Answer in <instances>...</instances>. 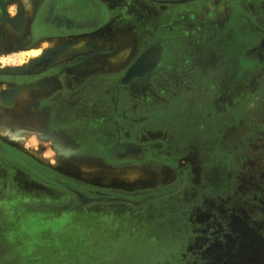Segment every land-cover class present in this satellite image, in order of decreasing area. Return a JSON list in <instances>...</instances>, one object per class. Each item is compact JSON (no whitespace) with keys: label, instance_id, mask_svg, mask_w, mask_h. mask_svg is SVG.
<instances>
[{"label":"rangeland","instance_id":"374dc122","mask_svg":"<svg viewBox=\"0 0 264 264\" xmlns=\"http://www.w3.org/2000/svg\"><path fill=\"white\" fill-rule=\"evenodd\" d=\"M139 1L134 3L136 11L146 19H120L118 27L123 34L115 41L116 30L107 37L37 39L30 35V24L38 0H4V5L0 4V96L7 104L15 105L17 95L31 86L14 81H21L20 75H32L39 68L47 69L54 54L64 53L76 43L80 50L119 44L128 40L130 26L136 32L145 30L153 41L159 37L166 41L167 36L161 35L165 30H159L161 15L177 5ZM119 3L125 5L122 0ZM231 19L239 26L236 17ZM259 26L264 33V23ZM249 28L243 29L239 41L225 33L212 45L218 52L215 60L210 58L216 66V79L199 82V87L193 89L195 94L209 95V100L201 97L193 101L199 103L195 111L189 109L188 100L181 99L175 113L166 112L153 121L165 128L152 135L163 141L161 153L169 162L167 166L153 162L150 168H143L145 174L136 171V176L130 178L123 175L125 169L103 164L72 165L77 177L116 185L140 182L157 186L161 178L162 183L173 181L178 171L182 180L167 195L136 203H92L61 217L57 216L58 206L26 201L29 204L15 217L9 214L4 263L264 264V46L260 45L264 36H251ZM79 53L83 54L69 52L60 60L75 59ZM179 83L185 97L189 83L182 78ZM6 124L11 130L24 126H15L13 121ZM35 135L25 132L28 149L37 143L39 136ZM40 141L47 156L49 146L44 139ZM15 170L9 167L8 171ZM144 176L151 178L145 180ZM9 180H15V176L9 174ZM154 194L152 190L147 195ZM38 206L51 211L26 210Z\"/></svg>","mask_w":264,"mask_h":264},{"label":"flooded vegetation","instance_id":"af4514ba","mask_svg":"<svg viewBox=\"0 0 264 264\" xmlns=\"http://www.w3.org/2000/svg\"><path fill=\"white\" fill-rule=\"evenodd\" d=\"M135 1L122 0L125 5L121 6L119 0L110 3L107 0H38L35 18L30 24V35L37 39L78 35L107 37L111 33L113 34L115 30L121 32L118 27L120 19H126L127 21L146 19L141 11H136ZM151 1L140 0L139 2L145 4ZM197 1L155 0V3L159 4L177 5L161 15L159 30H165L166 27L169 30L178 27L181 34L183 33L178 39L188 38V41L196 38L199 29L205 33L210 32L211 27L205 25L204 27L200 25L197 28L193 27L199 22L198 17L200 14L197 10L199 7ZM0 4L3 6L4 0H0ZM249 8H251L250 4L247 15L249 18H253V22H248L249 29L252 31L251 36L256 37L258 34L264 36V33L259 30V24L264 23V20L260 19L259 16L255 18L252 14L253 11ZM208 9L209 4L205 3L203 5L204 13H207ZM206 15L209 16L210 13L202 14V16L208 18ZM206 25L210 26L208 20ZM127 29L128 33L136 35V39L139 36L137 45L140 47L134 58L118 73L113 74L114 77L109 84L101 83L100 79H103L104 74L101 69L94 71V73L97 72V74H93L95 79H92V81L94 83L88 82V80L85 81L83 74L88 71L81 73L71 71L74 65H78L84 60L92 59L95 61L98 59L97 57H102L105 52L114 51L109 47L103 48V45L101 48L88 47V50H85L86 53L82 51L83 54L85 53L84 55L79 53L75 59H66L51 64L46 67L47 69L39 68L32 75H20L19 77L22 80L14 82L20 83V85H29V87L33 85H39L36 87H43V89L45 86L49 87L47 93L42 97L40 106L41 110L47 112L48 104H52L53 108L49 120L52 129L62 128L68 132L71 131L72 138L78 136L77 143H82L79 145L87 146L88 149H95L98 154L96 156L103 162L117 164L145 161L167 166L169 162L166 157H162L163 154L161 153L164 146L162 139L152 135L150 141L144 142L143 136H137L139 134L143 135V129L149 128L150 125L147 122L150 119L153 122L155 119L160 118L158 115H154V112L159 111L144 108L142 103L144 97L148 99L152 97L156 101L161 100L160 93L167 90L160 82L161 78L159 77L160 48L161 44L166 42L167 39L164 41V37H159L156 41L160 44L153 40L148 43L152 39L150 38L152 35L145 30L136 32L134 27L131 26ZM231 31L235 41L237 39L239 41L245 33L240 30L241 33L237 34L234 27ZM155 34L157 35V32H154ZM175 39L177 38L170 37L168 40ZM109 41H112L111 38ZM260 43H262L261 46H264V38H261ZM72 76V80L69 81ZM180 79L176 80V84H174L177 92L182 90L179 89L181 87ZM183 80L185 79L183 78ZM104 84H106L105 88ZM157 88H159V91L156 90ZM131 97L136 98V105H142V107H128L132 101ZM150 111L153 113H150ZM163 130L165 131V128L162 126ZM148 132L149 130H146V133ZM156 132H159V129ZM11 150H7V155L16 159L13 161L14 164H10L9 167L17 169L18 172H13L15 173V180L8 181L9 191L17 188L19 193L24 194L22 196L24 201H31V198H33L34 200L38 199L39 202L41 201V204L48 203L49 206H58L60 207L58 209L59 213L62 210L65 212L79 210L82 206L104 201L136 203L147 200V198L151 199L152 196L156 198L159 194L160 196L167 195L168 190L173 189L182 180L181 174L177 171L173 181L162 183L163 179L161 178V182L157 186L149 188L126 190L104 187L82 180L75 175L62 174L46 165L31 160L19 151L13 152ZM28 177L31 179H27ZM152 190L155 194L147 195ZM30 192L34 195H30ZM48 211L50 212L51 208H48Z\"/></svg>","mask_w":264,"mask_h":264},{"label":"crops","instance_id":"0c3cea01","mask_svg":"<svg viewBox=\"0 0 264 264\" xmlns=\"http://www.w3.org/2000/svg\"><path fill=\"white\" fill-rule=\"evenodd\" d=\"M199 4L198 7V13L200 14L198 19L199 22L194 25L193 27H198L200 25L201 27L207 26L211 27L210 32L205 33L202 30H198L199 33H197L195 39H191V41H188V38L185 39H178L182 34L180 32V29L178 27H173L171 30H169L167 27L165 29V32L162 31L161 35L167 36V41L161 44L160 48V69H159V77L160 82L167 88V90L163 93H160L161 100L156 101L153 100L152 97L143 98V107L147 109H155L154 115H160L164 113H175L174 111L178 108V102L181 99L188 100V104L190 105V110L197 111L199 108V103H194L193 101H199L202 97V100L208 99L209 95H200L194 93V87H199V82L206 83V82H214L216 79L215 68L216 66L211 64L210 58L214 59L216 58V54L218 53L216 49L213 48V44H217V38L219 36H223L222 34L227 33L226 35H233V32L230 33L227 32V28H235L236 33L240 34V30L247 29L248 28V22H253L252 17H248V7L249 4L251 5V9L253 11L252 14L255 18H259L264 20V3L262 1H256V0H198ZM205 3L209 4V9L207 10V13H204L203 11V5ZM248 6V7H247ZM253 7V8H252ZM205 16H202V14H208ZM237 18L239 21V26H235L232 23L231 18ZM210 22V26L206 25V21ZM220 22V23H218ZM224 22V23H223ZM222 25V26H221ZM221 26L219 29L218 27ZM200 27V28H201ZM213 27L214 30H212ZM222 30V31H218ZM208 31V30H207ZM197 32V31H196ZM204 32V33H203ZM123 33L120 31L115 35V41L120 39ZM170 34V35H169ZM247 34V32H246ZM236 35V34H235ZM131 37V38H130ZM170 37L177 38L175 40H168ZM205 38V42L203 43L202 38ZM151 38V37H150ZM112 40V39H111ZM150 39L148 43L151 41ZM185 40V41H184ZM198 40V41H197ZM112 42V41H111ZM190 42V43H188ZM77 44V46H76ZM73 45L70 49H67L64 53L60 54H54V60L51 61V64L61 62L62 58H66L69 52H82L85 50H88V47L86 46L84 50H80V44L76 43ZM103 48H111L114 49L112 52H105L101 58L96 59L95 61L92 59H87L79 63L78 65H74L71 69V71H78V72H86L83 74V77L85 78V81L88 80V82L94 83L92 79H95L93 74L94 71H97L96 69L103 70L104 74L102 76L103 79L101 80V83L109 84L111 82V79L114 77L113 74H116L119 72L120 69H122L126 64L130 62L136 55L137 51L139 50V47L137 45V39L136 35L128 33V40L125 42H121L119 44H113L109 43L108 45H103ZM77 47V48H76ZM108 48V49H109ZM80 50V51H79ZM105 50V49H104ZM190 62V64H188ZM65 72V71H64ZM77 76V75H75ZM74 76V77H75ZM188 81L189 84L187 88L188 91L185 93L186 96L183 97L184 92H177V89L174 88V84H176V80L182 78ZM69 81L72 80L73 76L70 77ZM189 79V80H188ZM204 80V81H201ZM82 83V82H80ZM87 83V82H86ZM106 84H104V88L106 87ZM39 85H33L28 90L23 89L22 93H19L16 98L15 105L12 103L7 104V100L3 98V96H0V264H6L4 263L7 260V245H8V225H9V214L11 213V217H15V213L21 211L23 209L24 205H27L29 203H26V200L24 201L23 193H19L17 188L11 189L9 191L8 189V181H9V174L14 176L15 173H9V165L14 164L13 161L16 159L14 157H9L7 155V150L12 149L13 152H21L22 154L27 155L31 160L46 165L47 167L60 172L65 175H73L72 173V165L79 163V164H89V163H98L103 164L108 167H112L115 170L119 169H125L122 173L123 175H130L136 176L135 172L138 171L139 173L143 172L145 174L147 168L152 166V162H125V163H117V164H109L106 162H103L98 156L95 149H88L87 146L79 145L82 143H77L78 136L75 138H72V132L66 131L62 128H53L50 126V115L52 110V104H48L47 112L41 110V101L42 97L47 91L49 90L46 86L44 87H36ZM47 88V89H45ZM103 88V89H104ZM188 94V95H187ZM204 96V97H203ZM130 99V97H129ZM132 101L129 103L130 108H141L142 105H136V98L131 97ZM5 102V103H4ZM50 103V102H48ZM193 104V105H192ZM49 111V112H48ZM161 111V112H160ZM152 111H150L151 113ZM153 113V112H152ZM193 113V112H191ZM153 115V114H152ZM151 115V116H152ZM160 119V118H159ZM159 119H155V121H158ZM15 123L17 125H24L19 126L22 128L11 130L7 128V124L11 122ZM49 123V125H48ZM6 124V125H5ZM26 124V125H25ZM147 124H149L148 129H143V135H137L138 137L143 136L144 142L147 140H151L152 138V132L153 130L157 131L159 129V132L162 131V123L160 124H153L152 119H150ZM5 125V126H4ZM155 128V129H153ZM146 130H149L148 133H146ZM25 132H31L35 133V136H39V139L37 143H34L32 146L33 148L28 149L25 145L24 137ZM10 133H14L13 136H9ZM130 134V132L128 131ZM74 134V133H73ZM12 135V134H11ZM44 135H47L46 138H44ZM131 135V134H130ZM72 136V137H71ZM132 136V135H131ZM136 136V137H137ZM40 139H44L48 146H49V152L48 155H44L45 147L43 143L40 141ZM46 146V145H45ZM44 148V149H42ZM53 149V151H52ZM144 168V169H143ZM14 169V168H13ZM18 170L16 169V171ZM151 173V172H149ZM122 175V174H121ZM77 176V175H75ZM79 177V176H78ZM16 178V177H15ZM82 180L88 181L87 179H84L82 177H79ZM125 178V177H124ZM127 178V177H126ZM138 178V177H137ZM151 177L144 176L145 180H148ZM31 179V178H27ZM13 181V180H12ZM94 184H97L99 186L104 187H115V188H122L126 190H135V189H143V188H149L151 185H148V183H132L131 185H125V183H120L119 185L113 184V183H95L92 181H88ZM119 182H125L118 181ZM128 182V181H126ZM132 186V187H131ZM30 195H34L32 192L29 193ZM38 200V199H37ZM31 198L30 204H38L41 205V201H37ZM46 203V201H44ZM48 204V203H47ZM27 211H48L47 208H33V209H26ZM67 213L64 210L57 215L62 216V214ZM14 243L17 244V237L14 238Z\"/></svg>","mask_w":264,"mask_h":264},{"label":"bare ground","instance_id":"6f19581e","mask_svg":"<svg viewBox=\"0 0 264 264\" xmlns=\"http://www.w3.org/2000/svg\"><path fill=\"white\" fill-rule=\"evenodd\" d=\"M76 46H77V44H76ZM77 47H78V46H77ZM77 47H76V48H77Z\"/></svg>","mask_w":264,"mask_h":264}]
</instances>
